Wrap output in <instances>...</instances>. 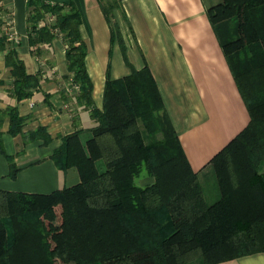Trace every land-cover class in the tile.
I'll return each instance as SVG.
<instances>
[{
    "label": "trees",
    "instance_id": "1",
    "mask_svg": "<svg viewBox=\"0 0 264 264\" xmlns=\"http://www.w3.org/2000/svg\"><path fill=\"white\" fill-rule=\"evenodd\" d=\"M29 5L33 44L51 43L55 30L65 34L69 71L96 124L87 136H66L52 154L59 170L78 173V184L49 194L0 190V264H214L264 252V0H220L207 9L251 117L211 160L220 192L211 204L150 69L109 77L103 108L95 109L80 12L41 0ZM119 6L103 5L107 19ZM48 14L54 25L39 28ZM0 35L2 50L1 26ZM8 52L13 91L29 97L39 78ZM10 114L17 135L23 119ZM40 138L49 140L42 130L30 135ZM2 143L0 135V152L11 160ZM143 177L153 183L140 186Z\"/></svg>",
    "mask_w": 264,
    "mask_h": 264
},
{
    "label": "crops",
    "instance_id": "2",
    "mask_svg": "<svg viewBox=\"0 0 264 264\" xmlns=\"http://www.w3.org/2000/svg\"><path fill=\"white\" fill-rule=\"evenodd\" d=\"M81 15L80 35L87 45L84 60L93 83L95 109H102L106 82L150 69L163 98L165 112L177 132L186 156L204 188L212 179L211 160L250 122V113L224 50L208 15V7L220 0H117L107 19L103 5L114 0H41ZM33 8L29 0H0V26L7 44L0 49V190L14 193L49 194L80 182L75 170L61 171L52 154L63 139L95 126L92 107L80 101V88L67 62L65 34L55 30L51 43L33 44L30 35ZM48 14L38 23L54 25ZM12 35H8V33ZM1 36V35H0ZM13 48L26 73L39 78L31 95L14 93L12 68L6 65ZM23 119L22 132L10 133V110ZM44 132L49 140H31ZM16 170L15 177L11 175ZM264 172V164L262 165ZM140 186L153 183L139 179ZM220 195H216L218 199ZM214 264H264V252Z\"/></svg>",
    "mask_w": 264,
    "mask_h": 264
},
{
    "label": "rangeland",
    "instance_id": "3",
    "mask_svg": "<svg viewBox=\"0 0 264 264\" xmlns=\"http://www.w3.org/2000/svg\"><path fill=\"white\" fill-rule=\"evenodd\" d=\"M263 164H264V162L262 163V165ZM262 165H261V169H262ZM212 176L213 177H212L211 181L208 182V186L206 187L207 188V192H206L207 193V200H205V201H207L208 204L216 202L215 201V200H217L215 198L216 195L217 194L220 195L219 187H217L218 183H217L216 176H215L214 172H213ZM136 182H137V184H140L139 180H137ZM203 190H204V188H203ZM58 212H59V210H58Z\"/></svg>",
    "mask_w": 264,
    "mask_h": 264
},
{
    "label": "built area",
    "instance_id": "4",
    "mask_svg": "<svg viewBox=\"0 0 264 264\" xmlns=\"http://www.w3.org/2000/svg\"><path fill=\"white\" fill-rule=\"evenodd\" d=\"M8 35H12V34L9 32Z\"/></svg>",
    "mask_w": 264,
    "mask_h": 264
}]
</instances>
